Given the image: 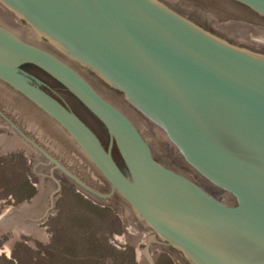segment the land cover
Segmentation results:
<instances>
[{"label":"water","instance_id":"water-1","mask_svg":"<svg viewBox=\"0 0 264 264\" xmlns=\"http://www.w3.org/2000/svg\"><path fill=\"white\" fill-rule=\"evenodd\" d=\"M235 1L264 15V0ZM0 3L121 92L165 135L185 166L226 197L160 162L134 120L75 67L0 23V82L57 122L110 190L96 189L24 135L28 141L84 190L102 198L118 194L153 241L172 248L184 264H264V54L204 29L163 0ZM202 9L224 31L247 33L237 40L264 47V31ZM26 66L62 84L95 115L109 146Z\"/></svg>","mask_w":264,"mask_h":264},{"label":"rangeland","instance_id":"rangeland-1","mask_svg":"<svg viewBox=\"0 0 264 264\" xmlns=\"http://www.w3.org/2000/svg\"><path fill=\"white\" fill-rule=\"evenodd\" d=\"M0 23L48 46L1 3ZM99 86L159 156L165 135L127 101ZM0 107V264H184L172 248L154 242L150 230L136 225L125 203L84 190L24 136L106 192L102 176L54 122L11 91L0 90ZM15 121L28 134L20 133Z\"/></svg>","mask_w":264,"mask_h":264},{"label":"flooded vegetation","instance_id":"flooded-vegetation-1","mask_svg":"<svg viewBox=\"0 0 264 264\" xmlns=\"http://www.w3.org/2000/svg\"><path fill=\"white\" fill-rule=\"evenodd\" d=\"M163 1L166 2L172 9L182 14L189 20L195 22L196 24L203 27L204 29L222 38H225L226 40L232 43L238 44L240 46L249 48L258 53L264 54V47L258 44H252L253 43L252 41L251 43L248 40H237L235 38L237 36H243V35L248 36L247 33H243L239 30L237 31L233 30L230 32L224 31V27H222L223 25L217 24L218 21H215L216 20L215 18L204 15V11L202 9V8H206V9L211 8L214 11L221 13L228 21L231 20L228 23H233L234 22L233 20L244 21V23L249 25L252 30L264 31V15L257 12L253 8L245 4H242L240 2H237L235 0H163ZM42 46L54 52L56 55H58L59 57L64 59L66 62H68L70 65L75 67L105 98H107L113 104H115L120 109H122L116 102H114L104 93V91L101 89L99 84L105 86L112 93L118 95L120 98L125 100L121 92L112 88L104 81L98 79L95 76V74L90 71L93 77L96 78V80H94V78L91 77V75L85 73V71L82 70V68L78 65L77 62L71 60L66 55L58 51L57 49L51 47L49 43H48V46H45V45H42ZM30 73L36 75L39 79L45 82L48 86H42V87L46 91L51 93L54 97H56L58 100H60L69 109L74 111L98 135V137L101 139L105 147L109 146L110 138H109V134L105 126L74 95H72L62 84H60L59 82L51 78L49 75H47L45 72H43L39 68L34 69L33 72H30ZM0 90H3L7 93H9L10 91L14 92V94L16 95V97H18L19 100H22L24 103L31 105L37 112L41 113L45 118L54 122L57 125V127L61 129V127L57 124V122H55L51 117H49L46 113H44L41 109H39L35 104L29 101L26 97L14 91L10 86L0 82ZM0 109L3 111L1 107ZM4 113L8 115L6 111H4ZM16 125L25 134H28L27 131L22 126H20L17 122H16ZM61 131L64 133L62 129ZM159 153H160L159 156L156 155V153H155V156L164 165L188 176L189 178H191L193 181H195L198 185L203 187L205 190H207L212 195L216 197H226L225 194L220 189H218L216 186H214L211 182H209L203 176L196 173L190 167L185 166L182 155L179 152H177L168 143V141L166 140L160 141ZM113 154L118 161H121L117 147L113 149ZM102 180H103V183L105 184V191L108 192L110 190L109 184L104 178H102ZM113 198L116 199L117 202H123L122 198L118 194L113 196ZM131 218H133V220L137 222L136 223L137 226L141 227V224L134 218L133 215L131 216Z\"/></svg>","mask_w":264,"mask_h":264},{"label":"trees","instance_id":"trees-1","mask_svg":"<svg viewBox=\"0 0 264 264\" xmlns=\"http://www.w3.org/2000/svg\"><path fill=\"white\" fill-rule=\"evenodd\" d=\"M25 69H26L27 71L33 72V70H34V69H37V67H35V66H26Z\"/></svg>","mask_w":264,"mask_h":264}]
</instances>
